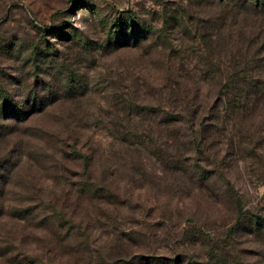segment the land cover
Wrapping results in <instances>:
<instances>
[{"label": "rangeland", "instance_id": "374dc122", "mask_svg": "<svg viewBox=\"0 0 264 264\" xmlns=\"http://www.w3.org/2000/svg\"><path fill=\"white\" fill-rule=\"evenodd\" d=\"M0 264H264L261 5L0 0Z\"/></svg>", "mask_w": 264, "mask_h": 264}, {"label": "trees", "instance_id": "16d2710c", "mask_svg": "<svg viewBox=\"0 0 264 264\" xmlns=\"http://www.w3.org/2000/svg\"><path fill=\"white\" fill-rule=\"evenodd\" d=\"M248 1H250L253 5H257V6L261 5V7L264 9V0H248ZM123 23H124V20H120L116 24H123ZM52 28H53L52 26H50V27L45 26V28L41 29V30L47 31L48 29L50 30ZM54 29H55V27H54ZM36 53H37L36 50L30 51L29 52L30 59L34 60L36 58ZM248 89L249 88L247 86L246 90L249 91ZM48 90H50V89H48ZM224 99H225L224 95L223 96L220 95V101L223 102ZM52 101H49V102H52ZM49 102L45 101L44 99L41 100V99H37V98L30 99L28 102L22 101L20 99L16 100V119H18V120L25 119L26 115H24V114H25L26 108L28 106V105H25V103H28L32 107L31 112L28 113V114H30L36 110L43 109L45 106L48 105ZM125 102H127V104L123 105L120 108V111L126 112L129 109H132V107L140 108V111H153V109L155 111L156 110L160 111V109H161L162 113L164 114V117L168 118L171 123L183 121L184 123H186L188 125V128L190 129V133L195 131V129L197 128V122L195 120V117H197L198 110L193 111L192 108L189 107L188 101H186V100L184 102H186L187 105H186V103L181 104L182 110L181 109L176 110L175 108H173L171 111L166 110L163 107H159V108L155 109L149 105L140 106L137 104H133L134 102H129V101H125ZM36 107H38V108H36ZM181 113H183V115ZM83 156L86 157L85 154H83ZM259 224H260L259 218H258V216H256L254 214L253 211H251L249 209L243 210V208L241 206H239L237 209L235 220L230 225L229 230L232 232L237 231V230H247V231L252 232L254 228H257L259 226Z\"/></svg>", "mask_w": 264, "mask_h": 264}]
</instances>
